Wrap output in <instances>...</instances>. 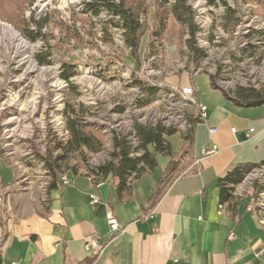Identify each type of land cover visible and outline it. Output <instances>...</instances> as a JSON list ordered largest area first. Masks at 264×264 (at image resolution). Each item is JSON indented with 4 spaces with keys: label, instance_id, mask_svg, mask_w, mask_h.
Here are the masks:
<instances>
[{
    "label": "rangeland",
    "instance_id": "rangeland-1",
    "mask_svg": "<svg viewBox=\"0 0 264 264\" xmlns=\"http://www.w3.org/2000/svg\"><path fill=\"white\" fill-rule=\"evenodd\" d=\"M95 1L0 0V22L28 46L16 47L15 38L0 34V201L5 214L20 204L48 202L47 189L55 178L44 159L60 155L54 145L67 139L68 116L77 121L79 116L104 147L97 154L85 151L83 165L77 154H64L65 161L57 163L58 179L73 168L84 174L110 161L114 134L125 137L132 155H139L135 123L186 132L197 108L192 96L182 94V80L196 88L198 98L213 92L208 75L230 96L240 87H264V2L187 0L197 29L195 48L206 54L195 61L185 45L188 30L168 13L173 0L164 9L159 0H123L140 13L145 29L135 53L116 27V17L104 10L98 16L83 13L84 4ZM223 3L237 18L227 27L222 25ZM37 26L42 37L29 42L24 28ZM42 52L49 53L48 63L38 65L35 56ZM66 65L74 70L69 81L61 78ZM137 83L159 89L148 98L150 105L138 107L147 96ZM169 142L177 153L181 134ZM179 162L180 171L190 166L185 156Z\"/></svg>",
    "mask_w": 264,
    "mask_h": 264
},
{
    "label": "crops",
    "instance_id": "crops-1",
    "mask_svg": "<svg viewBox=\"0 0 264 264\" xmlns=\"http://www.w3.org/2000/svg\"><path fill=\"white\" fill-rule=\"evenodd\" d=\"M189 85L206 115L195 127L185 171L158 185L171 158L156 154L158 167L133 180L121 198L113 177L92 183L85 172L67 175L45 205L20 204L5 214L0 201V264H264L263 214L247 208L253 190L220 205L217 187L236 165L264 160V106L236 107L214 88L198 98ZM110 215L122 233L110 234ZM90 239L104 248L101 255L84 249Z\"/></svg>",
    "mask_w": 264,
    "mask_h": 264
},
{
    "label": "trees",
    "instance_id": "trees-1",
    "mask_svg": "<svg viewBox=\"0 0 264 264\" xmlns=\"http://www.w3.org/2000/svg\"><path fill=\"white\" fill-rule=\"evenodd\" d=\"M158 6L162 9L166 8L168 0H159ZM264 2V0L259 1V5ZM224 16L222 19V25L224 27L230 26L237 22L235 18V11L229 8L225 3ZM104 10L108 14L118 19L119 27L122 30V36L125 44L132 50L133 53L137 52L140 44V39L145 33L140 21V13L133 8L126 6L123 0H96L95 2L85 3L83 6V13L89 14L91 16H98L100 11ZM168 13L172 15L174 20L186 27L188 30V35L190 36L185 45L194 55L193 59L195 61H200L206 57L203 51L195 48L194 36L197 31L194 21L192 11L187 4V0H173V3L169 6ZM167 12V11H166ZM164 19V16H163ZM160 24L164 25L163 21ZM160 28V27H159ZM42 27L37 26L36 30H28L24 28V36L29 42H35L38 38L42 37L41 34ZM161 30V29H160ZM160 30L155 32V35L160 34ZM49 53H38L35 56L36 63L38 65H44L48 63ZM74 70L71 69L70 65L62 68L61 78L65 81L73 76ZM209 76L210 86L216 90H220L222 95L230 101L234 106L240 108H256L264 106V87L253 88V87H240L238 88L233 96L225 93L219 86L216 85L214 77ZM147 96L143 102H141L138 107L142 108L150 105L151 101L149 97L155 96L159 89L153 86H145L140 83L136 84ZM72 114L76 115V112L72 110ZM202 122V119L196 114L193 117L187 119L188 128L186 132H180L173 127H165L162 124H156L154 126H143L135 123L133 126L135 136L138 141L137 151L139 155H132V148L125 139V137H120L114 134L112 137V147L113 151L110 154V161L105 164L95 168L88 169V174H92L96 181L105 179L108 176L113 177L116 180V193L119 198L123 197L129 190V186L133 180L140 179L144 174L153 171L158 167L155 155L159 154L161 156L170 157L169 161L162 179L159 180L158 185H161L163 179L173 178L180 174L182 168L180 167V162L182 156H188L192 150L193 146V135L195 127ZM65 130L67 133V139L64 142H56L54 145V151H59L60 155L51 160V158H45L44 164L46 171L51 173L55 181L51 182L48 186L47 193L50 190L57 188L60 184L58 173L59 167L58 161H65L66 157L63 155L67 152L74 153L78 155V165L85 162V151L92 154H97L102 151L104 147V142L101 137L96 135V132L90 130L88 126L80 121L78 116H68L66 119ZM180 133L183 139L182 147L177 153L173 154L169 138L173 135ZM260 165H264V160L260 163H244L238 164L231 170L227 171L222 177L217 179L218 187V201L220 205L230 203L234 197L233 193L236 186L240 185L244 177L251 172V170ZM75 168L72 169V174L76 175ZM257 190V188H255ZM161 193L159 186L153 194V201L155 202Z\"/></svg>",
    "mask_w": 264,
    "mask_h": 264
},
{
    "label": "built area",
    "instance_id": "built-area-1",
    "mask_svg": "<svg viewBox=\"0 0 264 264\" xmlns=\"http://www.w3.org/2000/svg\"><path fill=\"white\" fill-rule=\"evenodd\" d=\"M193 93H194V89L192 86L182 88V94L185 96H193ZM191 102L193 103V100ZM197 115L199 116L200 119L205 118V115H206L205 106L197 107ZM250 131H252V130H250ZM214 151H215V147H213L210 150H207L206 153H212ZM262 170H264V165H260L258 167H255L243 179V180H250L249 189L253 190L252 203H250L247 207L249 211H252V205H258V202L256 200V192H258L259 187H262V183L260 181V172ZM86 175L88 176L89 180L92 183L96 182L94 175L88 174V173H86ZM59 181L63 184L68 183V176L67 175L61 176ZM241 186H242V182L240 183V185L236 186V188L234 190L235 195L243 196L244 194H246V193H241ZM255 188H257V190ZM90 200H91L92 204H96L98 202V199L95 196H90ZM220 208H221V206H220ZM261 212L263 215L260 216V218L258 220H259L260 224H264V211H261ZM107 225L109 227V232L111 235H117V234H120L124 231V229L119 224L117 219L112 215H110L107 218ZM83 247L87 252H92L95 256L101 255L103 252V249H104L101 246V244H99L98 240H96V239L86 240L83 244ZM262 251H264V247H263ZM12 264H19V263H12Z\"/></svg>",
    "mask_w": 264,
    "mask_h": 264
},
{
    "label": "bare ground",
    "instance_id": "bare-ground-1",
    "mask_svg": "<svg viewBox=\"0 0 264 264\" xmlns=\"http://www.w3.org/2000/svg\"><path fill=\"white\" fill-rule=\"evenodd\" d=\"M9 34L11 37L15 38L16 47H25L28 48L27 44L19 39L18 35L7 25L0 22V34ZM260 181L262 183V187H259L258 192H256V200L258 205H252V211L256 209H260L264 211V170L260 172ZM250 187V180H243L241 186V193H246V191Z\"/></svg>",
    "mask_w": 264,
    "mask_h": 264
}]
</instances>
